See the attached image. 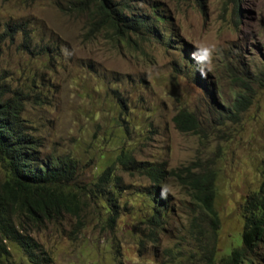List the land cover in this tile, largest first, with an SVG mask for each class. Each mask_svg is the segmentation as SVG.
Segmentation results:
<instances>
[{
	"label": "rangeland",
	"instance_id": "obj_1",
	"mask_svg": "<svg viewBox=\"0 0 264 264\" xmlns=\"http://www.w3.org/2000/svg\"><path fill=\"white\" fill-rule=\"evenodd\" d=\"M64 2L0 0V31L6 24L25 28L1 45L0 77L22 89L20 117L40 139L41 154L75 158L76 184L83 188L80 230L63 215L30 233L48 259L41 264H194L187 231L191 205L171 179L161 187L170 188L172 210L159 227L142 221L146 197L130 194L132 187L149 185L136 173L116 170L126 204L111 228L102 208L88 200V186L120 148L136 160L166 161L169 168L216 158L215 244L218 254L224 252L239 237L240 205L257 188L264 167V0H237V17L229 0H203L202 6L162 0L172 16L162 25L174 40L167 47L133 35L87 37L85 13L59 12L56 5ZM23 36L30 38L27 48L20 45ZM202 41L218 46L207 88L195 76L201 77L196 62L184 65L187 50L194 52ZM240 84L249 87L251 102L229 122L227 107L234 93H243ZM181 108L213 124L223 117L224 123L213 125L206 139L178 132L171 117ZM6 245L0 264H29L16 246ZM253 251L252 264H264V249Z\"/></svg>",
	"mask_w": 264,
	"mask_h": 264
},
{
	"label": "trees",
	"instance_id": "obj_2",
	"mask_svg": "<svg viewBox=\"0 0 264 264\" xmlns=\"http://www.w3.org/2000/svg\"><path fill=\"white\" fill-rule=\"evenodd\" d=\"M194 1L202 6V0ZM230 1L236 16L237 2ZM56 6L59 12L85 13L87 37L107 32L115 39H129L133 35L141 40L152 38L163 46L174 42L168 38L169 32L162 29V25L170 21V14L161 0H65ZM16 26L6 24L0 31V52L6 38L13 40L18 30L25 34V28ZM29 39L23 36L20 45L27 48L25 42ZM195 74L200 86L207 88L205 79L197 72ZM242 88L243 93H234L228 104L227 110L230 111L225 119L229 122H235L237 115L251 102V94L245 93L249 92V87L242 85ZM208 92L212 96V90ZM22 95V89L11 88L4 77H0V258L8 255L6 243H11L29 264H41L48 259L43 257L44 250L30 233L59 221L63 215L73 217L75 228L80 230L79 212L84 202L79 200V196L83 194V188L76 184L79 174L75 158L68 154H41L40 139L29 131L26 120L20 117ZM171 121L178 132L202 139L213 133L214 126L224 123L223 117L213 124L208 116H199L184 108L178 109ZM215 165L216 158L207 156L169 168L166 161L136 160L130 149L120 148L88 186V200L102 208L103 223L111 228L118 210L126 204L122 201V181L116 170L136 173L147 179L149 185L132 187L130 194L146 197V203L142 204L140 210L148 217L142 221L159 227L165 221L166 213L172 210L169 197H161V185L171 179L175 186L182 189L191 205L187 231L191 240L192 262L252 264L255 255L253 249H264V167L257 188L247 193L240 205L242 224L239 237L235 238L233 245L218 254L215 244L219 226L214 209Z\"/></svg>",
	"mask_w": 264,
	"mask_h": 264
},
{
	"label": "clouds",
	"instance_id": "obj_3",
	"mask_svg": "<svg viewBox=\"0 0 264 264\" xmlns=\"http://www.w3.org/2000/svg\"><path fill=\"white\" fill-rule=\"evenodd\" d=\"M161 2H162V0H161ZM235 2H237V0H235ZM202 3H203V0H202ZM164 7L168 11V13L170 14V21H168L167 23H171L172 22L171 13L169 12V10L165 6V4H164ZM232 7H233V3H232ZM237 16H238V13H237V15L235 17H237ZM169 37H170V35L168 33V38ZM170 40H172V39H170ZM172 41H174V40H172ZM164 47H167V46H164ZM194 48H195V51L194 52L191 51L190 49L187 50L186 53H187V57L189 58V60H188V62H185L184 61V65L190 64V62L195 61L196 64L198 65V71L200 72L201 77L205 79L207 77L209 71L211 70L210 69V65H212V63L214 62L215 54L218 51V46L215 43H208V42L202 41L200 43L194 44ZM181 51L183 52V55H184V53H185L184 48H182ZM192 66H194V65H192ZM169 192H170V188H168V187H162V189H161V197L164 198V199H166L167 196H168V194H169Z\"/></svg>",
	"mask_w": 264,
	"mask_h": 264
}]
</instances>
